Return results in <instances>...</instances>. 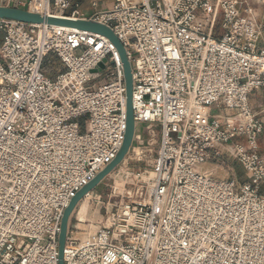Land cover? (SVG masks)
Returning <instances> with one entry per match:
<instances>
[{"label":"built area","instance_id":"built-area-1","mask_svg":"<svg viewBox=\"0 0 264 264\" xmlns=\"http://www.w3.org/2000/svg\"><path fill=\"white\" fill-rule=\"evenodd\" d=\"M25 6L110 28L131 66L135 132L117 168L142 164L139 184L109 186L114 211L94 232L70 221L63 263L264 264V107L249 103L264 89V16L245 0H91L89 17L70 0H0ZM51 56L63 68L53 79ZM126 126L109 39L0 19V264H58L64 211L114 161ZM223 155L247 183L203 171Z\"/></svg>","mask_w":264,"mask_h":264},{"label":"water","instance_id":"water-1","mask_svg":"<svg viewBox=\"0 0 264 264\" xmlns=\"http://www.w3.org/2000/svg\"><path fill=\"white\" fill-rule=\"evenodd\" d=\"M0 19L14 20L31 25H47L52 27H62V28L78 30L82 32H88V33L104 36L107 39H109V41L114 45L121 59V63L124 71V77H125V86H126V122H127L123 144L114 161L110 163L101 173H99L94 180H92L87 186H85L71 200L68 208L64 211L62 217V223H61V232L58 240V244H59L58 264H64L63 251L67 237L68 225L71 221L73 213L75 212V209L87 194L93 192L94 189L98 185H100V183L103 180H105L123 162V160L125 159V157L127 156L130 150L135 132L133 109H132L131 66L127 59V53L123 45L119 42V40L114 35L112 30L99 23L88 20L33 14L28 12L26 6L23 7L22 9L0 7ZM99 67L103 69L104 65L100 64Z\"/></svg>","mask_w":264,"mask_h":264},{"label":"rangeland","instance_id":"rangeland-1","mask_svg":"<svg viewBox=\"0 0 264 264\" xmlns=\"http://www.w3.org/2000/svg\"><path fill=\"white\" fill-rule=\"evenodd\" d=\"M25 3L27 0H17ZM90 1L91 0H70L72 7L76 4L79 5V9L82 13H84L85 17H89V15L93 12V9L90 7ZM96 1L100 7V9H103L104 7L112 8L114 5V0H92ZM247 3L259 14L260 12H264V0H245ZM108 63V61H106ZM44 71L48 73L51 76L56 75L57 73L63 71L62 65L60 62L55 59L54 57H48L44 64ZM226 149V148H224ZM142 167V164L137 163H129L127 167L120 166L117 168V177L115 175L108 176L105 180H103L100 185H98L93 193H91L92 200L90 198H87L89 201V210H88V218L89 221L82 227L81 229L85 231V234H89L94 232L93 230H90L89 225L93 224V226H96L100 221H102L107 213L113 212L114 209L107 208L108 204V197L109 195L108 189L109 186H113L115 183V186L122 188L125 181H127V184H125V195H128L132 189L137 186L138 179L137 177V169ZM203 171H213L215 173V176L218 178H228L233 177L235 178L236 182L242 184L248 182V176L244 172V170L237 164L236 161L232 160L231 158H228L226 155H223L221 158H215L209 160L204 166ZM221 173V177L219 175ZM101 196V200L99 204H96V201H93V198ZM107 208V209H106ZM76 217V213L73 214L71 218V222L74 223V218ZM91 222V223H90ZM94 229V227H92Z\"/></svg>","mask_w":264,"mask_h":264},{"label":"crops","instance_id":"crops-1","mask_svg":"<svg viewBox=\"0 0 264 264\" xmlns=\"http://www.w3.org/2000/svg\"><path fill=\"white\" fill-rule=\"evenodd\" d=\"M261 16H264V12H260ZM88 17V16H87ZM258 47H264V40H260L258 42ZM47 77L50 79H53L54 76L49 75L48 73ZM249 103L251 105V107H253V109L256 111L257 109H259V107H264V89L255 91L250 97H249ZM259 153L262 157H264V133L260 136L259 138ZM204 168V167H202ZM220 177H221V173H219ZM219 177V176H218ZM224 179V178H222Z\"/></svg>","mask_w":264,"mask_h":264},{"label":"bare ground","instance_id":"bare-ground-1","mask_svg":"<svg viewBox=\"0 0 264 264\" xmlns=\"http://www.w3.org/2000/svg\"><path fill=\"white\" fill-rule=\"evenodd\" d=\"M87 198H90V199L92 198L91 193H90L86 198H84V199L82 200V202L80 203V205H79V207H78V210H77V212H76V218H77L78 221L81 223V224L79 225V228L84 227V225H85L86 223L89 222V221L87 220V218H88V210H89V201H88ZM90 223H91V222H90ZM89 227H90V230H94L96 226H93V224H90ZM92 227H94V229H93ZM78 237H79V239H81V240H83V239L86 238L85 234H82V233H80V234L78 235Z\"/></svg>","mask_w":264,"mask_h":264}]
</instances>
